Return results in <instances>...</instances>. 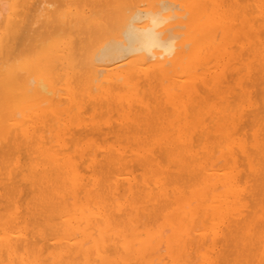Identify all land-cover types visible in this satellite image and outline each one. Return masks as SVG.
<instances>
[{
	"label": "bare ground",
	"instance_id": "1",
	"mask_svg": "<svg viewBox=\"0 0 264 264\" xmlns=\"http://www.w3.org/2000/svg\"><path fill=\"white\" fill-rule=\"evenodd\" d=\"M165 209L264 264V0H0V264H161Z\"/></svg>",
	"mask_w": 264,
	"mask_h": 264
},
{
	"label": "rangeland",
	"instance_id": "2",
	"mask_svg": "<svg viewBox=\"0 0 264 264\" xmlns=\"http://www.w3.org/2000/svg\"><path fill=\"white\" fill-rule=\"evenodd\" d=\"M145 4V3H144ZM175 12H178V13H182L181 10H176ZM179 19V18H178ZM177 30L179 28H176ZM180 29H183V28H180ZM191 59V58H190ZM166 211H164L165 213V216H163V219H158L155 223L153 222V227H157V229L159 230L160 233V236L159 238L156 240V243H155V247H154V251H156L155 254L161 256V264H173V259H172V256H171V248H172V245H173V241L170 239V233H171V230H170V226H171V223L172 221L174 220H170L172 218V215H173V211L170 210V209H165ZM169 210V211H168ZM155 220V219H154ZM170 221V222H169ZM163 223V224H162ZM156 224V225H155ZM162 224V225H161ZM166 225V226H165ZM150 226H152L150 224ZM164 227H167V229L169 228V230H166L164 231ZM172 229V228H171ZM161 230H163L164 232H162L161 234ZM165 235V236H164ZM135 242V241H134ZM132 241V244H133V247L136 249V247L139 248V243ZM162 242V243H161ZM166 242V244H165ZM137 243V244H136ZM90 244L92 243H87L86 246H90ZM159 244H162V245H159ZM139 245V246H138ZM160 247V248H159ZM158 248V249H157ZM157 249V250H156ZM192 252V250H190ZM186 254H188L189 256H193V255H190L189 251H186L185 252ZM193 253V252H192ZM85 255V254H84ZM73 256V255H72ZM75 256V255H74ZM73 256V257H74ZM181 257V256H180ZM183 257H187L186 255H184ZM81 258V256H80ZM73 259V258H72ZM168 259V260H167ZM81 260V259H80ZM74 261V259L72 260ZM72 263V262H71ZM228 263V262H227ZM82 264L83 263V260H82ZM225 264V262H224Z\"/></svg>",
	"mask_w": 264,
	"mask_h": 264
}]
</instances>
